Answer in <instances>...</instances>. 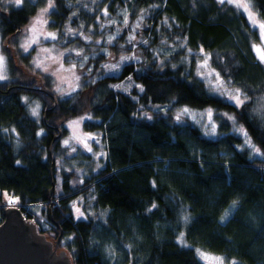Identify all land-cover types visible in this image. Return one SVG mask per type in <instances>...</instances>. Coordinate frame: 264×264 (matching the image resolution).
<instances>
[{"label":"trees","instance_id":"16d2710c","mask_svg":"<svg viewBox=\"0 0 264 264\" xmlns=\"http://www.w3.org/2000/svg\"><path fill=\"white\" fill-rule=\"evenodd\" d=\"M251 1L264 20V0ZM49 2L4 6L0 0L1 39L19 32ZM51 3L50 27L69 23L95 40L104 13L126 8L133 19L146 13L149 40L137 46L140 59L117 74L102 75L100 64L108 57L97 52L90 58L97 78L67 97L51 93L47 81H21L6 51L10 78L0 81V223L5 191L18 198L38 232L54 238L61 232L58 246L67 249L73 264H204L195 248L242 262L237 264H264V63L254 49L259 32L243 10L219 0ZM125 37L109 45L116 55L134 51ZM71 41L97 45L79 36L66 44ZM160 45L176 48L155 54ZM205 53L221 79L248 97L242 105L210 91L194 73ZM126 79L136 83L131 91L114 87ZM24 96L40 103V123ZM181 106L210 108L215 133L174 119L172 110ZM84 113L83 128L102 133L107 154L103 166L89 168L78 183L81 174L69 158L63 157L69 173L56 159L64 121ZM79 196L86 216L75 219L70 201ZM36 205H42L39 215L32 209ZM182 230L188 245L177 241Z\"/></svg>","mask_w":264,"mask_h":264},{"label":"rangeland","instance_id":"374dc122","mask_svg":"<svg viewBox=\"0 0 264 264\" xmlns=\"http://www.w3.org/2000/svg\"><path fill=\"white\" fill-rule=\"evenodd\" d=\"M2 4L4 6L17 5L14 0H2ZM48 5L49 3L45 7L40 8L19 32L10 35L11 37L5 39L4 41L0 37V56L5 58L4 66L2 69H0V71H2L3 75L7 77L6 79L10 78L6 60V51H9L14 59V64L18 72V78L21 79V81L26 83L34 81L36 85H45L47 81L49 83L48 88L51 93H53L57 97H67L73 94L78 88H80L85 81L97 78V74L93 73V65L90 60V58L92 56H95L97 52H104L108 57L107 60L103 61L100 64L103 72L102 75L117 74L125 63L137 62L142 55L137 46L140 43H148L149 39L147 40L148 36H146L145 32V28L147 25L144 22L146 13H142L134 19L130 17L126 8L119 9L118 12L113 15L104 13V19L98 20L97 31L99 33V37L95 40L90 35L85 34V32L81 29L76 28L69 23H65L64 26L59 28L50 27L49 14L52 8H50L47 13H44L41 17V11L45 8H48ZM251 8L255 13L257 19L264 21L259 17L252 4V1ZM243 12L248 17L247 12H245L244 10ZM38 18L42 19V21H47V23H36ZM250 22L252 23V21ZM34 24L36 26V31L32 32L30 31V29ZM254 26L257 28L260 35L259 26ZM89 30L92 31L93 29ZM48 33H54L55 37L52 38L48 36ZM76 36H79L80 39L84 40L87 43L95 41L97 45L88 44L87 46H81L74 43V41L66 44L67 41L73 40ZM117 36H126L124 39L128 44L132 45L134 51L120 55H116L115 53H113L110 50L109 45L115 41V38ZM33 40H37V42L33 43ZM25 45L30 46L26 49ZM256 45H260L262 48H264V41H262L260 38V41ZM175 48L176 46L173 45H165L163 47L160 45L156 49H154V53H168ZM23 55L27 57H21ZM256 55L258 57L257 52ZM124 57H131V59H122ZM203 61V56L197 58L195 62L194 73L205 81L210 91L222 95L231 102L235 103V101L231 99L229 93H233L234 90L238 88L230 85L228 82L221 79L220 76L217 77L215 75V73H217L216 71L211 76L207 75L209 72H212L213 69L209 65L208 67H201ZM111 65H118V67L113 69L110 67ZM201 73H203V75ZM217 79L225 82L222 88L218 87V85L216 84ZM120 85H122L123 87H118ZM135 85L136 83H134L132 79H126L124 81L116 83L114 87H116L117 89H123L124 91L128 92L131 91V89ZM23 98L30 115L40 123V103L37 100L29 98L27 96H24ZM184 109H187L188 111L185 112ZM33 110H35L36 114L33 113ZM172 114L174 119H179L180 121H186L187 119H189L193 121L195 124L199 125L205 133L211 135L215 133L216 125L212 118V110L210 108L193 109L181 106L174 108L172 110ZM87 117L88 116L86 115V113H84L81 115L70 117L66 121H64L63 126L66 128V131L65 134L60 138L61 148L58 151V158L56 159V164L58 168L62 169V172L64 170L65 173H69L72 169V165L73 167H75V169L78 170V172L81 174L78 183L82 182L84 177L88 175L87 171H89V168L92 171H96L98 168H101L104 164V160L107 154L106 143L102 138V133L100 131H87L83 128V121ZM74 121H78L79 123L74 124ZM65 141H69V143L65 144ZM247 142L249 143V145H251L254 154H257V147L250 140H247ZM89 148L91 149V151H89ZM84 154H90L92 159H87ZM65 156L69 158L68 162L71 166H66L64 164L63 157ZM79 164H82L83 167H78ZM61 178L62 175L58 173L57 181L59 182ZM10 197L14 198L13 196L8 195L7 192H3V206H21L18 201H16L15 204H10ZM235 204L236 203H232L231 206ZM70 208L75 219L86 216V212H84V206L80 196L70 201ZM76 208H79L80 211L84 213V216L78 218ZM32 209L37 215H39L42 211V205L33 206ZM86 209L87 213L90 214L91 209ZM227 216L228 212L225 213V217ZM40 220L42 224L44 223V227L48 226L42 218H40ZM47 238L52 241L56 239L53 236H47ZM68 238L71 239L72 235H68ZM181 238L183 242H181ZM177 241L181 244L188 245V243H186L185 241L183 230L179 232ZM61 249H65L71 257L70 253L65 247L58 246V250ZM195 250L198 257L204 264H210V259L202 258L200 255L201 252L207 253L209 258H222L223 264H232V262H235V264L242 263L240 260L235 258L229 259L223 254L209 252L200 248H195Z\"/></svg>","mask_w":264,"mask_h":264},{"label":"water","instance_id":"95a60500","mask_svg":"<svg viewBox=\"0 0 264 264\" xmlns=\"http://www.w3.org/2000/svg\"><path fill=\"white\" fill-rule=\"evenodd\" d=\"M60 237L61 232L48 239L20 207L7 206L0 223V264H73L65 249L58 250Z\"/></svg>","mask_w":264,"mask_h":264},{"label":"snow or ice","instance_id":"6c2138e0","mask_svg":"<svg viewBox=\"0 0 264 264\" xmlns=\"http://www.w3.org/2000/svg\"><path fill=\"white\" fill-rule=\"evenodd\" d=\"M14 2L19 5L22 3V0H14ZM225 2H227L228 4H233L236 8H240V9H243L245 12H247L248 14V17L250 19V21H252V23L254 25H258L259 26V29H260V38L262 41H264V21H261V20H258L255 13L252 11V8H251V0H219V3L221 4H224ZM52 3H51V0L49 2V5H48V8H45L41 11V17L43 16L44 13H47V11L52 8ZM47 23V21H42V19L38 18L36 23ZM139 26V25H137ZM30 31L32 32H35L36 31V26L35 24L33 25V27L30 29ZM48 36L54 38L55 37V34L54 33H48L47 34ZM33 43L37 42V40H33L32 41ZM30 45H25V48L27 49V47H29ZM254 49L255 51L257 52L258 54V58L261 60V62H264V48H262L260 45H254ZM201 52H203V49H201ZM122 59H131V57H124ZM208 59L209 57L207 56V54L205 53V58H204V61L203 63L201 64V67H208ZM4 62H5V58L0 56V69L3 68L4 66ZM111 68H116L118 67V65H111L110 66ZM213 73H215V70L213 69L212 72H209L207 75L211 76L213 75ZM203 75V73H201ZM215 75L217 77H219V73H215ZM7 77L5 75H3V72L0 71V80H4L6 79ZM78 79V77H77ZM224 81L220 80V79H217L216 81V84L218 85V87L222 88L223 85H224ZM118 87H123L122 85L118 86ZM230 97L232 100L235 101V103L237 104V106H240L242 105L245 100L248 99L247 96H243L242 98V94H241V90L240 89H235L233 93H229ZM185 112H187L188 110L187 109H184ZM33 113H35V110H33ZM179 118V117H178ZM74 124H78L79 122L78 121H74L73 122ZM241 131H243L241 129ZM78 138V137H77ZM69 141H65V144H68ZM87 146V145H86ZM89 151H91V149L89 148ZM257 151H259L257 149ZM18 200V198H12L10 197L9 198V203L10 204H15L16 201ZM153 207H155V205H153ZM76 212L78 213V218L79 217H82L84 216V213L80 211L79 208H76ZM181 242H183L182 238H181ZM201 257L204 258V259H210V264H223V259L222 258H219V257H212V258H209L208 254L207 253H203L201 252L200 253ZM232 264H235V262H232Z\"/></svg>","mask_w":264,"mask_h":264}]
</instances>
